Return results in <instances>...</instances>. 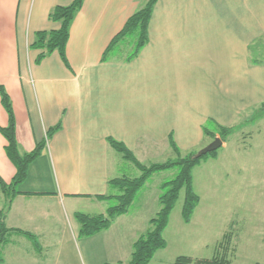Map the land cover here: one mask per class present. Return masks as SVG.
<instances>
[{
  "label": "crops",
  "instance_id": "obj_1",
  "mask_svg": "<svg viewBox=\"0 0 264 264\" xmlns=\"http://www.w3.org/2000/svg\"><path fill=\"white\" fill-rule=\"evenodd\" d=\"M73 1L0 0V86L13 105L21 150L32 152L52 128L62 125L31 165L6 218L9 229L35 240L12 234L1 264L130 261L135 242L160 211L164 182L154 193L143 192L108 230L82 237L76 219L79 213L107 215L109 202L99 197L115 194L109 183L123 177L110 138L123 143L141 164L151 165L169 160L154 161L161 156L175 157L171 136L184 155L213 142L204 135L209 120L235 128L234 136L244 137L247 128L253 129L251 137L264 134V117L244 123L264 104V0H159L149 43L131 63L120 54L106 62L103 56L146 0H85L70 27L67 62L58 52L38 62L41 51L31 48L37 34L59 30L61 24L51 21L50 14ZM8 125L0 94V128ZM231 143L232 136L216 157L194 169L200 203L189 223L182 217L185 198L177 203L164 232L166 247L151 264H176L180 257L193 264L212 263L229 234V261L238 262L242 231L235 229V216L243 203L209 184V174L222 164ZM7 145L0 132V177L10 184L17 169ZM4 205L0 191V218ZM172 242L182 250L160 254Z\"/></svg>",
  "mask_w": 264,
  "mask_h": 264
},
{
  "label": "trees",
  "instance_id": "obj_2",
  "mask_svg": "<svg viewBox=\"0 0 264 264\" xmlns=\"http://www.w3.org/2000/svg\"><path fill=\"white\" fill-rule=\"evenodd\" d=\"M66 1V0H64ZM85 0H74L69 6H57L50 14V20L61 24V28L57 31L41 32L37 34L35 43L31 48L40 50L41 55L38 62H41L58 52L64 62L66 60V47L70 36V27L75 19L76 14L82 9ZM159 0H146L145 5L140 8L126 23L123 30L114 38L111 45L103 56V62L109 61L116 54L123 56L125 63L133 62L143 49L149 43V24L153 15L155 5ZM129 51H124V47ZM0 94L2 103L9 115V125L5 129L0 128L1 134L7 140L6 153L11 162L17 169V174L10 184H7L0 177V191L5 198V205L1 210L0 218V264L5 260V248L11 241L12 234L20 232L19 230H11L6 225V218L11 209L14 199L20 195L19 187L27 180L31 165L43 154L47 141L51 139L62 128L59 124L52 128L47 135V140L37 144L36 148L30 152H23L17 140V123L13 110V105L5 88L0 86ZM264 117V104L257 109L253 115L244 123H254ZM235 133V128L224 127L217 124L213 120H209L204 126V135L206 138L215 140L221 138L223 143L227 142ZM110 146L119 153L124 160L134 164L141 172L137 178L123 176L113 179L109 185L115 194L101 196L99 199L107 201L114 205H110L107 215L90 216L85 214H76V219L80 225V235L82 237H91L96 233L108 230L115 219L129 212L131 206L135 202L141 190L146 183L157 173L178 169V174L174 179L164 182L160 187L159 204L160 211L150 220V230L141 236L133 246V252L130 261L127 264H151L156 253L166 247L164 232L169 226L170 216L175 209L181 192H185V201L182 210V217L185 223H189L192 216L200 203L199 196L194 191L193 172L204 160L214 158L218 151L209 154L201 159H194L195 152L186 155L182 154L177 147L173 136L170 137V146L176 155V159H169L164 163H156L151 165L141 164L133 152L129 150L123 143L112 138L109 140ZM35 240V236L26 232H20ZM233 236L229 234L228 242L225 246H221L217 250V254L212 263L209 264H230L229 251L232 248ZM176 264H193L191 260L180 257Z\"/></svg>",
  "mask_w": 264,
  "mask_h": 264
},
{
  "label": "rangeland",
  "instance_id": "obj_3",
  "mask_svg": "<svg viewBox=\"0 0 264 264\" xmlns=\"http://www.w3.org/2000/svg\"><path fill=\"white\" fill-rule=\"evenodd\" d=\"M124 51L128 52L129 48L125 46ZM252 115L248 116L246 120ZM238 131L240 130L237 129ZM245 132L247 134L244 137L240 133L232 136V143L224 155L222 164L214 174H209L211 177V183L209 184H211L210 188L212 190L225 193L228 197L233 198L234 201L243 203L244 209L242 213L235 216L236 220H239L238 227L236 225L235 227L237 228L235 229L242 231V239L238 251L240 258L235 264H249V262L257 260H262V264H264V246L261 242L264 240V134L261 137H254L253 135L255 143L254 148L250 150L248 147L249 140L253 137L249 134L251 132L253 134V129L247 128ZM245 138L247 139L246 141L244 140ZM236 147H239L238 151ZM118 156L121 161L122 175L130 178L138 177L139 170L134 164L122 159L120 154ZM167 159H170V156H161L154 161L160 162ZM173 159H176V155ZM144 163L148 164L150 162ZM178 171V169L169 170L165 175L154 176L153 178L155 179L151 178L135 201H138L139 196L143 192L151 194L158 191L160 183L171 181L176 177ZM184 198L185 192L183 190L178 201L180 205H182ZM111 204L109 203V206ZM254 208L257 209L256 213L252 212ZM252 220H256V222ZM172 244L170 248L167 247L169 249L161 251L162 253L160 254L169 256L177 250H182L176 243L172 242Z\"/></svg>",
  "mask_w": 264,
  "mask_h": 264
},
{
  "label": "water",
  "instance_id": "obj_4",
  "mask_svg": "<svg viewBox=\"0 0 264 264\" xmlns=\"http://www.w3.org/2000/svg\"><path fill=\"white\" fill-rule=\"evenodd\" d=\"M223 147V141L221 138L217 137L213 142H211L209 145L204 147L203 149L199 150L195 156L194 159H201L209 154H212L218 150H220Z\"/></svg>",
  "mask_w": 264,
  "mask_h": 264
}]
</instances>
